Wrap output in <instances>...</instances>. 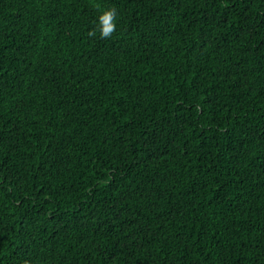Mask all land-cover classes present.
<instances>
[{"label":"trees","instance_id":"16d2710c","mask_svg":"<svg viewBox=\"0 0 264 264\" xmlns=\"http://www.w3.org/2000/svg\"><path fill=\"white\" fill-rule=\"evenodd\" d=\"M0 264H264V0H0Z\"/></svg>","mask_w":264,"mask_h":264},{"label":"clouds","instance_id":"9594fccd","mask_svg":"<svg viewBox=\"0 0 264 264\" xmlns=\"http://www.w3.org/2000/svg\"><path fill=\"white\" fill-rule=\"evenodd\" d=\"M97 10L99 12V24L97 25V29L90 30L87 35L89 38H92L96 35V30H99L101 39L111 38L117 29V9L114 6L101 8L97 5Z\"/></svg>","mask_w":264,"mask_h":264}]
</instances>
